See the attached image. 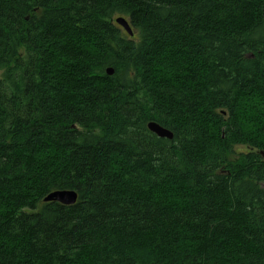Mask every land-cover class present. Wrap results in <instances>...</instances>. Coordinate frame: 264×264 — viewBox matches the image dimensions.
<instances>
[{"label":"trees","instance_id":"trees-1","mask_svg":"<svg viewBox=\"0 0 264 264\" xmlns=\"http://www.w3.org/2000/svg\"><path fill=\"white\" fill-rule=\"evenodd\" d=\"M263 9L0 0V264H264Z\"/></svg>","mask_w":264,"mask_h":264},{"label":"water","instance_id":"water-1","mask_svg":"<svg viewBox=\"0 0 264 264\" xmlns=\"http://www.w3.org/2000/svg\"><path fill=\"white\" fill-rule=\"evenodd\" d=\"M263 14H264V9H263ZM115 24L120 27L124 32L127 33L129 36H133V30L130 27L128 20H126L123 17H119L115 19ZM114 73L112 68L106 69V75L107 76H112ZM148 129L152 131L155 135H157L159 138H164L167 140H172L173 134L160 127L158 124L151 122L148 124ZM260 155L264 157V152H261ZM77 201V194L74 191H56L52 192L48 196H46L43 199L44 203L48 202H57L61 205L64 206H72L76 203Z\"/></svg>","mask_w":264,"mask_h":264},{"label":"rangeland","instance_id":"rangeland-1","mask_svg":"<svg viewBox=\"0 0 264 264\" xmlns=\"http://www.w3.org/2000/svg\"><path fill=\"white\" fill-rule=\"evenodd\" d=\"M2 75H3V71H0V78L2 77ZM247 150H248V147H245V146H236L234 148L235 155L232 154L231 158H235L236 155H239L241 152H246Z\"/></svg>","mask_w":264,"mask_h":264},{"label":"bare ground","instance_id":"bare-ground-1","mask_svg":"<svg viewBox=\"0 0 264 264\" xmlns=\"http://www.w3.org/2000/svg\"><path fill=\"white\" fill-rule=\"evenodd\" d=\"M117 18H118V17H117ZM115 19H116V18H115ZM114 22H115V21H114ZM114 22H113V23H114ZM126 34H127V33H126ZM133 35H134V34H133ZM128 36H129V35H128ZM130 37H132V36H130ZM149 123H151V122H149ZM149 123H148V124H149ZM147 128H148V125H147ZM148 130H149V129H148ZM149 131L152 133L151 130H149ZM152 134H154V133H152ZM154 135H155V134H154ZM156 136H157V135H156ZM157 137H158V136H157ZM158 138H159V137H158ZM161 139H164V138H161ZM48 195H49V194H48ZM55 203H57V202H55ZM58 204H59V203H58ZM63 206H64V205H63Z\"/></svg>","mask_w":264,"mask_h":264}]
</instances>
